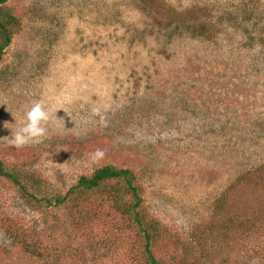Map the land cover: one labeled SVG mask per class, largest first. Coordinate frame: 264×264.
Wrapping results in <instances>:
<instances>
[{
    "label": "rangeland",
    "instance_id": "1",
    "mask_svg": "<svg viewBox=\"0 0 264 264\" xmlns=\"http://www.w3.org/2000/svg\"><path fill=\"white\" fill-rule=\"evenodd\" d=\"M10 3L22 23L0 61L5 169L32 170L37 194L129 169L161 264H264V0ZM37 102L46 135L15 148ZM104 187L102 202L79 196L78 226L57 210L44 222L0 178V264H146L134 222L106 203L125 183Z\"/></svg>",
    "mask_w": 264,
    "mask_h": 264
},
{
    "label": "trees",
    "instance_id": "2",
    "mask_svg": "<svg viewBox=\"0 0 264 264\" xmlns=\"http://www.w3.org/2000/svg\"><path fill=\"white\" fill-rule=\"evenodd\" d=\"M10 1L11 0H0V61L2 60L5 50L19 32L22 23V20L16 16L18 10L14 13L15 9ZM5 168L8 167L5 166L4 161L0 160V178L4 177L9 180L11 185L19 189V194L26 203L31 205L33 209L43 212L44 222H47L50 213L57 210L60 216L56 215L53 218L60 219L61 216H65L78 226L88 224L86 218L89 216V213L87 211H82V208L85 207L84 200L88 198L91 199L90 201H92V203L102 202V195H104V193H99V191L101 189L108 191V188H105L104 185L110 181H123L125 183V188L113 192L112 194L115 195V197L112 198V202L106 201V203L113 205V207L110 208L120 217L134 222L136 226L135 232L139 234L141 241L144 242L145 263L161 264L151 251L154 243L151 239L154 238L155 235L151 234L148 228V222L138 211L142 204L141 188L136 185L138 178L129 169H117L116 167L108 165L95 170L90 176L81 177L75 186L69 188V190L65 192H51L49 185L44 183V194H37L35 190L29 188V181L32 179L31 175L33 174L32 170L27 171L25 168L15 170L13 167L10 170H6ZM45 193H49L51 197L49 198V194L45 195ZM82 193H86V198L80 201L81 199L79 196ZM124 193H127L130 198L132 197L135 199L136 202L131 206L130 203L123 206L122 202L125 201L123 197Z\"/></svg>",
    "mask_w": 264,
    "mask_h": 264
},
{
    "label": "clouds",
    "instance_id": "3",
    "mask_svg": "<svg viewBox=\"0 0 264 264\" xmlns=\"http://www.w3.org/2000/svg\"><path fill=\"white\" fill-rule=\"evenodd\" d=\"M94 113L99 115L100 109H95ZM49 119L50 117L45 107L40 102L35 103L26 113V122L18 127L15 132L11 131L10 144L15 148H21L28 143H40L46 135V129L43 125ZM101 123H105L102 115ZM104 155L105 153L101 149L89 154L93 162L102 159Z\"/></svg>",
    "mask_w": 264,
    "mask_h": 264
}]
</instances>
